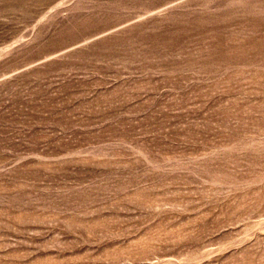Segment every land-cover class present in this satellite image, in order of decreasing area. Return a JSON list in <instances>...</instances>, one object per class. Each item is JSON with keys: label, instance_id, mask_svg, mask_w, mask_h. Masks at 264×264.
Masks as SVG:
<instances>
[{"label": "rangeland", "instance_id": "obj_1", "mask_svg": "<svg viewBox=\"0 0 264 264\" xmlns=\"http://www.w3.org/2000/svg\"><path fill=\"white\" fill-rule=\"evenodd\" d=\"M0 264H264V0H0Z\"/></svg>", "mask_w": 264, "mask_h": 264}]
</instances>
